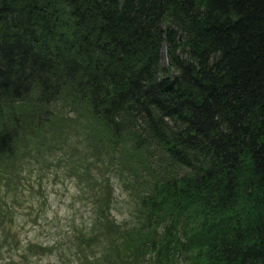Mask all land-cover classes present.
Returning a JSON list of instances; mask_svg holds the SVG:
<instances>
[{"label": "trees", "instance_id": "trees-1", "mask_svg": "<svg viewBox=\"0 0 264 264\" xmlns=\"http://www.w3.org/2000/svg\"><path fill=\"white\" fill-rule=\"evenodd\" d=\"M50 160L93 212L60 264H264V0H0V256Z\"/></svg>", "mask_w": 264, "mask_h": 264}, {"label": "rangeland", "instance_id": "rangeland-1", "mask_svg": "<svg viewBox=\"0 0 264 264\" xmlns=\"http://www.w3.org/2000/svg\"><path fill=\"white\" fill-rule=\"evenodd\" d=\"M160 65L163 68L168 65L165 45L160 51ZM75 155L76 152L72 158L80 166V161L76 160ZM51 160V165L43 169L41 178L35 175L38 170L29 177L23 175L24 185L22 191L18 192L21 203L13 207L17 215L15 222L9 226L13 237L19 238L21 244H17L9 253L3 248L0 264H60L61 261L67 260L66 257L63 260L59 258L61 248L68 255L78 248L75 246V250H70L74 249V246L68 248L67 244L60 243L73 239L77 230L86 231L89 228L93 212L86 178L77 176L79 173L76 174L75 169L72 172L63 167V163L54 165ZM84 170L85 167L80 172ZM110 183L113 189L112 216L120 223L133 221L135 191L121 183L118 176L110 177ZM28 243L49 246L52 251L32 253L26 249ZM58 246H61L59 251ZM24 255L25 258H22ZM75 258L76 255L69 256L72 264L75 263Z\"/></svg>", "mask_w": 264, "mask_h": 264}]
</instances>
